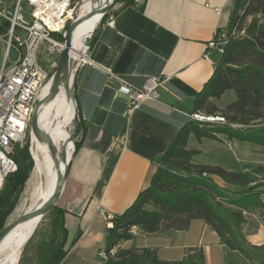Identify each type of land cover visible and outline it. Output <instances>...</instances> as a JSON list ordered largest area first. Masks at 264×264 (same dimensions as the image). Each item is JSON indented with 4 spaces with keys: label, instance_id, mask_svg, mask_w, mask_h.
Masks as SVG:
<instances>
[{
    "label": "crops",
    "instance_id": "0c3cea01",
    "mask_svg": "<svg viewBox=\"0 0 264 264\" xmlns=\"http://www.w3.org/2000/svg\"><path fill=\"white\" fill-rule=\"evenodd\" d=\"M16 1L0 0V6L11 10ZM235 3L144 0L122 6L96 27L93 47L77 66L74 80L85 134L75 148L57 203L65 212L69 243L73 242L61 264H104L102 250L110 226L103 211L119 214L136 200L149 185L160 156L192 119L189 102L211 78L220 57L212 51L205 58V46L216 29H227ZM150 75L162 80L159 99L143 102L128 115V96L121 91L120 80L140 88ZM230 91L213 101L219 107L231 102L223 99ZM220 137L223 141H199L190 135L188 148L201 151L196 162L218 163L200 157L226 140L236 146V156L237 146L243 142ZM213 179L219 185L224 183L217 176ZM250 217L258 222L260 215L247 213L242 230L249 242L261 245L264 223L252 225ZM132 232L134 238L121 247L153 248L164 260H181L189 248L198 247L204 250L206 264H256L222 243L203 219L192 220L184 230L147 233L134 227Z\"/></svg>",
    "mask_w": 264,
    "mask_h": 264
},
{
    "label": "trees",
    "instance_id": "16d2710c",
    "mask_svg": "<svg viewBox=\"0 0 264 264\" xmlns=\"http://www.w3.org/2000/svg\"><path fill=\"white\" fill-rule=\"evenodd\" d=\"M123 1V6L134 4L133 0ZM109 15L106 13L101 23ZM68 27L67 23L65 31ZM227 30L230 37L213 75L189 102L190 113L218 115L225 122L190 119L178 131L160 156L149 185L124 212L114 215L102 250L104 264H206L204 250L198 247L189 248L176 261L161 259L153 248L121 247L134 238V227L147 233L184 230L194 219L210 224L229 248L240 251L253 263L264 264V243L249 242L242 230L247 213H258L264 218V164L235 171L222 165L198 163L194 157L201 151L188 148L190 135L199 141L207 138L219 142L223 141L220 135H225L229 140L264 146V0H236ZM53 35L65 41L62 34ZM93 39L94 34L90 49ZM228 90L235 91L236 99L224 108L219 107L213 100L220 99ZM257 122L259 127L255 125ZM82 125L84 137L83 121ZM78 129L81 135L80 123ZM80 145L76 144V149ZM14 157L17 170L0 191V230L15 208L33 167L27 147L18 146ZM214 176L227 186L219 185ZM64 214L56 205L45 216L49 230L36 248L39 264H61L72 246Z\"/></svg>",
    "mask_w": 264,
    "mask_h": 264
},
{
    "label": "built area",
    "instance_id": "2783aa9c",
    "mask_svg": "<svg viewBox=\"0 0 264 264\" xmlns=\"http://www.w3.org/2000/svg\"><path fill=\"white\" fill-rule=\"evenodd\" d=\"M76 5L73 0H17L11 10L0 6V191L17 170L15 151L31 132L35 106L48 82L38 56L43 49L62 52L64 42L53 34L64 36L72 16L54 26L49 19L61 20L63 15L62 11L59 15V10L65 7V10L74 11ZM229 37L227 29H216L205 46L204 57L209 59L212 51L220 55ZM161 83L156 75L148 76L140 88L120 80L121 91L128 96L127 114H133L143 102L158 100ZM188 116L202 122H225L218 115L205 116L201 112L188 113ZM103 213L108 225L112 226L114 215Z\"/></svg>",
    "mask_w": 264,
    "mask_h": 264
},
{
    "label": "bare ground",
    "instance_id": "6f19581e",
    "mask_svg": "<svg viewBox=\"0 0 264 264\" xmlns=\"http://www.w3.org/2000/svg\"><path fill=\"white\" fill-rule=\"evenodd\" d=\"M106 1L107 0H85L81 4L79 11L75 13L82 19L78 27L73 32L72 48L70 51L71 62L80 63L85 60V54L87 51V47L85 46L86 38L92 35L96 24V19L101 17L99 13L93 14L91 16L88 15L90 14L91 10H94L95 8L101 6ZM60 11H62L61 15H63L61 17L62 21L57 18H55L54 20L50 18L49 23L52 26H54L56 22L62 23L72 16V10L70 9L65 10V7L62 8L61 10H59V15H60ZM226 44L227 43H224L223 50L220 51V54L224 53ZM51 81L52 80L50 79L43 88L42 97H44L49 93L51 88ZM60 92H63L65 94V100L61 102L59 106L62 113L58 115L57 118L55 119H51V120L48 119L46 114L44 113L46 110V103H47L45 102L40 110V126L46 132H48V134L52 137V139L56 143L58 147L57 158L60 161L61 168L64 169L67 162L63 161L62 159L61 146L64 147V154L67 155L68 161L70 160L72 153L74 151V144L70 139L71 136L68 135L63 130L64 125L67 122L66 118L70 110L73 108L74 102L72 101L71 97L67 94V91L63 85L60 88ZM67 97L69 99V102ZM192 119H196V118H192ZM220 120H224V118L220 117ZM44 146L46 148L47 154L45 153L46 156H44L42 160L41 159L38 160L34 166L32 180L35 184V191L31 199L30 207H28L26 212H32L36 208L40 207L52 195L55 189L56 180L58 176V167L50 152L48 144L44 143ZM52 166H54V170L52 169ZM40 181H41V185H40ZM43 218L44 217H40V216L31 217L25 221L20 222L16 227H14L8 233V235L4 238V240L0 244V264H19L20 262L19 260L22 256L26 244L32 237L34 231L36 230L40 222L43 220ZM103 256L105 257L104 253Z\"/></svg>",
    "mask_w": 264,
    "mask_h": 264
},
{
    "label": "rangeland",
    "instance_id": "374dc122",
    "mask_svg": "<svg viewBox=\"0 0 264 264\" xmlns=\"http://www.w3.org/2000/svg\"><path fill=\"white\" fill-rule=\"evenodd\" d=\"M84 1L85 0H73V3L77 4V5L75 7V10L72 11V17L74 16V14L77 11H79L80 6ZM133 1H134V3H141L144 0H133ZM124 4H125V1L121 0L114 7H112V9L109 11V14L115 12L116 10L121 8ZM70 10H72V9H70ZM69 23H70V21L68 22V24ZM100 24H101V17L96 19V24H95L94 29H97L96 27H98ZM92 34H94V33H92ZM89 52H90V48H87L85 58H86V55L89 54ZM60 55H61V52H59V51L50 52V51H47L45 49H43L42 52L39 54L38 62H39V65L41 66V68L43 69V71L47 74V81L52 79L54 73L56 72V70L58 68V61H59ZM80 63H78V64H80ZM63 97H64V99H63ZM67 99H68V97H67ZM223 99L225 101L235 100L236 99L235 91L232 90V91L226 93V95L223 97ZM64 100H65V94L63 92L59 91V93L57 94L56 97L47 101L46 110L44 113L46 114L48 119H50V120L55 119V118H57L58 115H60L62 113L59 106H60V103L63 102ZM68 102H69V99H68ZM225 105L226 104H223L222 108H224ZM202 114L205 116H208L207 114H204V113H202ZM66 121L67 122L65 123L63 130L68 135H70L71 137L79 139L80 138V132L78 129L79 128V121H78V118L75 117V106L74 105H73V108L70 110V112L66 118ZM215 123H217V122H215ZM259 124L260 123L257 122L255 124V125H257L256 127H259L260 126ZM192 142H194V141H192ZM239 143H240V141H239ZM23 146L27 147L29 152H30V155H31L32 160H33V167H32L31 173H30V175H29V177H28V179L24 185V189H23L22 193L20 194L19 200H18L15 208L12 210V212L9 214V216L6 220V224H8L9 222L16 219L18 216L25 213L26 210L28 209V207H30L31 199H32L34 191H35V184L32 180V174H33L34 166L38 160H40V159L42 160L44 158V156H46V154H47L44 143H42L40 141L38 142L36 137L34 135H32L31 132L27 133L26 139L24 140V142L19 147H23ZM61 149H62L61 155L63 156L64 147L61 146ZM234 150H236V146L226 140L224 142L218 143V145H216V147H213V148L211 147V148L207 149V151L209 153H207L204 157L201 156L200 158L202 161L203 160L204 161H210V162L216 161L218 163H215V162H213V163L217 164V165H223L222 163H225L226 165L232 167L233 170H235V171H245L247 169H251L252 166H254L256 164H264V146H262V145L258 146V145L253 144V143L243 142V144H240V145L238 144L236 156L233 155ZM195 158L196 157H194V160L196 161ZM236 158L239 160L238 162L235 161ZM231 161L234 164H230ZM52 169L54 170V166H52ZM40 185H41V181H40ZM221 186L225 187L227 185H226V183H223ZM258 219H259V221L257 222L254 217H250L249 221L252 222V225H256L257 227H259L260 223H264V218L258 217ZM36 230H35L36 233L34 231L35 234L33 233V235H32L33 237H31L32 239L30 238V241H28V243L26 244V246L23 250L22 256L19 260L20 261L19 264H22L21 260H23V264H39L38 260H37V256H36V248H37V245L40 242V240L45 236V234L48 233V230H49V221L46 217L43 218V220L40 222V224L38 225ZM243 233H244V231H243ZM244 235H245V233H244Z\"/></svg>",
    "mask_w": 264,
    "mask_h": 264
},
{
    "label": "water",
    "instance_id": "95a60500",
    "mask_svg": "<svg viewBox=\"0 0 264 264\" xmlns=\"http://www.w3.org/2000/svg\"><path fill=\"white\" fill-rule=\"evenodd\" d=\"M121 0H107L105 3H103L101 6L95 8L94 10H91L90 14L88 16H91L93 14L99 13L101 15V20L103 16L108 13L112 7H114L117 3H119ZM81 19L77 14H74L73 18L70 20L69 27L67 31L65 32L64 38V48L61 52V55L59 57L58 61V68L56 72L54 73L51 81V88L47 95L42 97L36 104L35 110L32 116L31 121V133L36 137V139L42 143H47L48 147L50 149V152L56 162V165L58 167V176L56 180L55 189L52 193V195L38 208H36L32 212H25L22 215L18 216L13 221L6 224L2 230H0V244L4 240V238L8 235V233L16 227L20 222L25 221L31 217L34 216H40L45 217L47 214H49L53 208L57 205L59 198L62 194L65 179L67 176V172L69 169V164L72 159V156L74 154L76 144L81 143L83 139V125H82V118L79 114V110L77 107L76 102V96H75V90H74V80H75V74L77 70L78 63L71 62L70 59V51L72 48V38H73V32L78 27V25L81 22ZM95 31V30H94ZM94 33V32H93ZM92 35L88 36L85 41V46L87 48L90 47L92 42ZM64 86V88L67 91V94L71 97L72 101L75 105V117L78 118V121L80 123L81 127V135L80 138H73L71 137V141L74 144V151L72 153V156L70 160L68 161L67 155L63 154L62 159L63 161L67 162L64 169L60 166V161L57 158L58 155V147L52 137L46 132L41 126H40V110L43 106V104L52 98L56 97L57 94L60 91L61 86ZM81 232L78 233L80 235Z\"/></svg>",
    "mask_w": 264,
    "mask_h": 264
}]
</instances>
